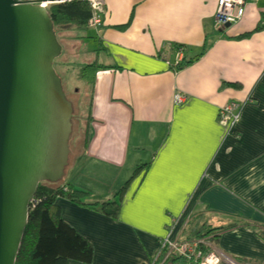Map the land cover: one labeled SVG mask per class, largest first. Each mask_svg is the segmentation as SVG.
I'll list each match as a JSON object with an SVG mask.
<instances>
[{
	"label": "crops",
	"instance_id": "1",
	"mask_svg": "<svg viewBox=\"0 0 264 264\" xmlns=\"http://www.w3.org/2000/svg\"><path fill=\"white\" fill-rule=\"evenodd\" d=\"M101 2L86 65L103 68L92 84L82 80L91 91L76 160L116 172L106 194L142 169L116 217L57 199L62 220L92 243V264H150L166 228L202 213L215 226L236 224L221 229L218 253L263 264L264 28H256L264 0H245L241 20L224 28L214 22L217 0ZM165 43L169 54L184 49L190 64L176 72L158 60ZM176 94L184 96L179 105ZM229 103L240 106L231 129L217 118ZM89 201L104 202L93 193Z\"/></svg>",
	"mask_w": 264,
	"mask_h": 264
},
{
	"label": "water",
	"instance_id": "2",
	"mask_svg": "<svg viewBox=\"0 0 264 264\" xmlns=\"http://www.w3.org/2000/svg\"><path fill=\"white\" fill-rule=\"evenodd\" d=\"M41 1L59 0H0V264H15L37 186L59 182L69 155L72 107Z\"/></svg>",
	"mask_w": 264,
	"mask_h": 264
},
{
	"label": "trees",
	"instance_id": "3",
	"mask_svg": "<svg viewBox=\"0 0 264 264\" xmlns=\"http://www.w3.org/2000/svg\"><path fill=\"white\" fill-rule=\"evenodd\" d=\"M102 12V7L95 12L99 24L90 26L88 22L92 16V9L84 0L58 3L47 8V14L51 20L55 36L56 32L61 36V31L70 27H91L95 31L98 30L102 22ZM262 17H264V14H262ZM260 23L259 21L256 30L264 28ZM247 35H241L238 38H244ZM174 47L178 48L180 46L175 45ZM189 64L190 61L184 56L182 62L176 65L170 64L168 68L177 72ZM99 68L103 67L96 65V63L85 65L79 71V78L81 80L86 79L88 84H92L95 73ZM141 169V167H136L113 197L104 202L89 201L91 194L87 189H77L68 183H62V179L55 184L39 183L29 205L27 224L15 264H67L68 262L92 264L94 253L92 243L62 220L56 200L64 199L90 211L116 217L120 203L130 183L138 176ZM235 226L236 224L227 227L209 224L204 220L202 213H194L187 217L182 215L180 220L173 224L170 240L179 245L197 242L196 248L200 252V256L195 254L188 256V258L183 257L168 251L164 246L161 249L157 248L150 259V264H200L202 257L210 251L208 245L215 246L221 229L226 230ZM258 236L264 240V235L258 233ZM205 239H209V244L204 245ZM162 240L163 238L159 241L158 247Z\"/></svg>",
	"mask_w": 264,
	"mask_h": 264
},
{
	"label": "rangeland",
	"instance_id": "4",
	"mask_svg": "<svg viewBox=\"0 0 264 264\" xmlns=\"http://www.w3.org/2000/svg\"><path fill=\"white\" fill-rule=\"evenodd\" d=\"M93 32L94 29L91 32L87 28L74 27L62 30L61 36L56 32L57 42L61 47V52L54 60L53 68L61 81L65 97L72 107L70 120L71 133L68 140L69 155L62 177V183L69 182L71 179L85 183L91 187L90 194L93 193L96 195V199L106 201V199H111L121 187L113 194H110V192L106 194V189H110L117 178V176L113 175L116 172L101 164L85 163L84 160H76L77 138L81 141L85 137L84 129H77V127L79 126L81 128L83 122H86L89 107V92L91 91V87L79 78V71L81 67L89 63V57L94 50L95 44L92 40L87 39L91 36L95 37ZM88 174L95 176L91 177V179H85ZM103 188H106L105 191H103Z\"/></svg>",
	"mask_w": 264,
	"mask_h": 264
},
{
	"label": "built area",
	"instance_id": "5",
	"mask_svg": "<svg viewBox=\"0 0 264 264\" xmlns=\"http://www.w3.org/2000/svg\"><path fill=\"white\" fill-rule=\"evenodd\" d=\"M68 1H75V0H59V1H53V2H45L41 1L38 3V6L42 8L49 7L52 4L55 3H63ZM86 1L89 6L92 9V16L88 22L90 26H97L99 24V19L95 12L101 9L103 6V3L101 0H84ZM252 1H258V0H252ZM244 7H245V0H217L216 10L214 13V22L217 26L220 28L226 27V25L235 24L239 20H241L243 13H244ZM261 25L264 26V17L261 19ZM169 44L165 43L162 44L157 52L156 58L160 60L162 63H164L167 67H169L170 64H179L184 59V52L183 49L180 47H174L172 54H169L166 51V47H168ZM174 101L176 104H181L184 101V96L182 94H176L174 97ZM239 107L235 103H229L223 107H221L217 113V118L221 122H223L228 128H233L237 122L238 119V110ZM173 228L172 226H169L166 228V233L163 237L162 243L159 245L158 249L163 248L164 246L168 249L170 252L177 253L180 256L187 257L190 255L200 256V252L197 251L196 244L197 242H188L184 243L182 245L175 244L173 241L170 240V233ZM209 244L204 243V245ZM209 246V252L202 257L200 264H239L237 262H234L232 259L229 260L227 257L222 256L220 253H218L214 246ZM246 264H255V263H246ZM257 264V263H256ZM264 264V263H263Z\"/></svg>",
	"mask_w": 264,
	"mask_h": 264
},
{
	"label": "clouds",
	"instance_id": "6",
	"mask_svg": "<svg viewBox=\"0 0 264 264\" xmlns=\"http://www.w3.org/2000/svg\"><path fill=\"white\" fill-rule=\"evenodd\" d=\"M39 3V2H38ZM38 3H37V5H38ZM58 4V3H57ZM48 7H46L45 9H47ZM234 262H237V263H239V264H241L240 262H238V261H235V260H233ZM221 264H223V263H221ZM244 264H246V263H244Z\"/></svg>",
	"mask_w": 264,
	"mask_h": 264
},
{
	"label": "bare ground",
	"instance_id": "7",
	"mask_svg": "<svg viewBox=\"0 0 264 264\" xmlns=\"http://www.w3.org/2000/svg\"><path fill=\"white\" fill-rule=\"evenodd\" d=\"M208 241H209V239H205L204 243H207ZM227 259L231 260L230 258H227Z\"/></svg>",
	"mask_w": 264,
	"mask_h": 264
}]
</instances>
